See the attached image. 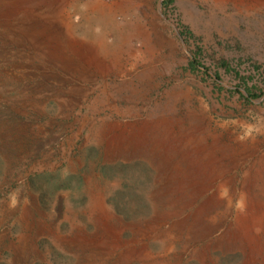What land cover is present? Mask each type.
I'll return each instance as SVG.
<instances>
[{
  "label": "rangeland",
  "instance_id": "obj_1",
  "mask_svg": "<svg viewBox=\"0 0 264 264\" xmlns=\"http://www.w3.org/2000/svg\"><path fill=\"white\" fill-rule=\"evenodd\" d=\"M22 1L37 16L53 18L61 39H68L69 31L79 40L103 44L110 73L91 78L68 70L85 88L81 97L64 107L48 95L33 110L17 97L24 82L34 87L39 80H12L0 61V127L6 129L5 135L0 131V264H118L58 238L71 235L74 225L94 231L86 215L90 185L101 189L116 219L129 226L146 223L155 213L158 162L150 150L108 155L102 141L87 139L88 124L158 118L193 131L207 145L217 139L226 154L247 152L238 164L228 155L223 158L231 169L228 181L212 187L216 194L209 196L213 202L206 211L187 218L181 230L169 222L163 226L169 264H243L246 255L235 247L211 248L206 262L190 253L203 247L208 231L216 236L244 211L241 198L248 189L242 178L264 161V11L232 0H131L133 6L119 9L114 32L107 31L103 40L99 27L112 21L92 9L98 0ZM143 24L155 28L151 42L135 35L120 46L118 32ZM17 46L15 41L12 63L23 60ZM73 85L59 79V92ZM260 189L249 190L264 203ZM24 206L28 218L23 221ZM132 238L127 228L122 239ZM148 246L154 255L164 250L159 241Z\"/></svg>",
  "mask_w": 264,
  "mask_h": 264
},
{
  "label": "bare ground",
  "instance_id": "obj_2",
  "mask_svg": "<svg viewBox=\"0 0 264 264\" xmlns=\"http://www.w3.org/2000/svg\"><path fill=\"white\" fill-rule=\"evenodd\" d=\"M232 1L245 6V9L254 6L258 13L264 11V0ZM250 1L253 2L249 4ZM97 2L99 4L92 9H99L104 17L112 21L110 26L106 24L107 26L99 27V37L104 40L107 31L115 30L113 23L116 22L119 9L132 5L133 1L117 0L111 5L100 0ZM158 20L163 22L160 13ZM136 28L118 32L120 46H126L135 35L148 43L152 32H155L154 26L151 30L144 24ZM60 37L59 24L53 18L37 16L31 9L23 6L22 0H0V39L4 40L0 43V61L4 63V73L20 83L26 79L39 80L34 87L23 83L17 101L25 107L37 109L40 99L48 95L55 96L62 106L70 107L68 104L79 99L85 88L79 79L73 80L74 76L67 74L68 70H75L79 77L91 78L95 74L106 76L110 73L102 59V49L105 47L103 44L79 40L69 31L68 39ZM15 41L18 45L17 54L23 60L12 63L9 57L12 56L10 53ZM59 68H62L61 76ZM59 79L74 85L59 92ZM0 131L3 135L6 134L4 126L0 127ZM192 132L172 127L164 118L154 121L112 120L98 125L94 121L89 122L87 139L102 141L108 155L126 156L151 151L150 155L158 162L157 195L153 199L155 213L142 225H126L116 219L107 206L101 189L90 185L86 215L93 223L94 231L89 234L81 226L74 225V232L63 239L59 237L58 241L83 250L97 251L118 264H169L170 244L163 238V226L169 222L176 231L181 230L185 227L187 218H197L206 211L213 202L209 199L215 192L212 187L218 182L228 181L231 169L225 167L223 158L228 155L233 162H237L242 154L247 153L233 150L234 153L226 154L227 150L220 146L217 139H213L212 145H207ZM248 170L241 181V185L248 189L241 198L244 211L238 212L232 224H225L216 236L214 232L208 231L204 235L203 247L190 253L202 262L209 260L211 248L235 247L246 255L243 264H264V203L253 198L249 190L255 185H261L260 191L264 193V161L260 160L254 165L252 172ZM20 218L23 221L28 218L25 206L21 209ZM127 228L132 230L133 238L124 241L122 237ZM151 241L161 243L164 247L162 254H152L148 246ZM188 249L190 247L184 249L182 255Z\"/></svg>",
  "mask_w": 264,
  "mask_h": 264
}]
</instances>
